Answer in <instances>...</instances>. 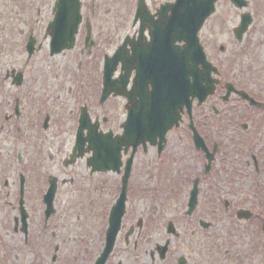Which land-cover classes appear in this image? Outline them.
<instances>
[{
    "label": "flooded vegetation",
    "instance_id": "obj_1",
    "mask_svg": "<svg viewBox=\"0 0 264 264\" xmlns=\"http://www.w3.org/2000/svg\"><path fill=\"white\" fill-rule=\"evenodd\" d=\"M13 1L12 17L0 21V28L12 26L2 46L10 38L22 46L24 57L20 54L0 71V188L12 185L18 210L23 176L27 211L32 184L40 189L41 205L49 186H55L51 217L56 232L48 236L55 239V252L69 254L71 264H264L263 213L237 208L220 189L216 193L220 181L229 184L219 166L226 116L234 124L231 145L236 147L242 139L238 128L247 132L255 125L253 119L264 115L263 100L241 85L240 76L250 67L238 61L251 46L246 39L251 26L237 36L240 14L231 0H214L213 13L196 35L206 60L219 72L212 75L219 79L213 95L200 105L197 99L191 102L193 126L203 141L200 150L192 140L186 106L175 110L178 125L168 128L174 113L163 101L161 123L151 131L145 127L158 112L154 90L160 88L162 99L168 89L175 47L183 53L191 38L190 8L199 0ZM51 44L74 48L51 55ZM41 52L47 65L31 69V59ZM69 53L74 54L64 80L53 61ZM51 67L58 75L52 81L47 80ZM113 67L112 87L119 92L102 98L104 75ZM227 74L233 79L226 80ZM227 83L263 105L250 106L236 93L223 102ZM80 120L96 128L94 136L89 134L93 129L83 132L87 142L78 149ZM177 130L183 135H176ZM46 137H54L52 147L42 144ZM89 137L101 138L102 144L89 142ZM122 137L132 142L124 139L112 167L106 168V160L94 166L100 170L93 169L95 153L102 148L109 156L110 141ZM252 140H246L248 150L240 151L259 172L264 163L249 150ZM178 150L193 153V164L174 167ZM81 151L80 159L71 160ZM78 165L84 166L86 177L76 179ZM35 170L39 175L34 176ZM123 186L122 207L111 214ZM238 210L251 214L238 218ZM47 225L43 220L44 230L38 232L46 234Z\"/></svg>",
    "mask_w": 264,
    "mask_h": 264
},
{
    "label": "rangeland",
    "instance_id": "obj_2",
    "mask_svg": "<svg viewBox=\"0 0 264 264\" xmlns=\"http://www.w3.org/2000/svg\"><path fill=\"white\" fill-rule=\"evenodd\" d=\"M15 1L18 2V0ZM248 1V8H246V10H242V12L247 11L253 17L251 29L246 37L251 46L248 48L245 57H241L239 59L238 64L242 65L243 63H246V65L250 67V71L242 73L240 79L243 83L241 85H246L250 91L258 95L260 100L264 101V0ZM13 5V0H0V21H2V19L9 18V14L12 17L11 9ZM13 9H15L14 6ZM240 13L241 12L238 14ZM11 27L12 26L9 25L5 29L3 27L0 28V31L2 30L3 34V36H0V71L3 70L5 65H7V67L12 65L17 59L20 58V54H22L24 57L22 46L18 43L14 44L11 42L10 38V43L7 44L8 46H2V40L5 42V35L9 36V29L10 33L12 31ZM11 53L13 56L10 57ZM42 54L43 52L36 54L34 58L31 59V69H33V66L35 65L34 67L36 70H42V68L47 65L43 60ZM73 54L74 53H69L65 57H58L55 59L53 63L57 64L56 68L60 71V75H56L53 67H51L53 72L50 74V78L48 77L47 80L50 79L52 81L54 76H58L59 78L61 74L65 80L64 71L67 67H69L68 65L70 64V57ZM247 73H249V76ZM230 76L231 75L227 74L225 79H231L232 77ZM229 108L231 107L227 106L225 110L227 111ZM228 111H231V109ZM241 120L245 121V119ZM228 121H232L229 117V114L226 116L224 122V125L227 123L228 127L222 129L221 131V138L223 142V149L221 153L223 155H220L219 158H224V160L220 159L219 166L226 174L227 182H229V184L219 180L220 182L217 186L216 193L220 189L218 193H221L223 198L232 200L237 208H244L248 206L250 209H254L257 213H264V169L256 172L252 165H247L244 153L240 151L241 147H244L243 151L248 150L245 148V143L248 138L251 139L252 137L253 143L252 145H249V150L255 154H258L257 156H259V158L263 160L264 163V115L261 117L258 116L255 120V126H253L247 132H243L238 128V132L241 135L239 137H242V139L240 144L236 147H232L231 145V139L233 138L232 127L234 124L231 123L229 125ZM257 121H259L258 126L256 124ZM245 122H247V119ZM175 134L183 135L181 130H177ZM53 138L54 137L44 138L42 144L46 147H52L53 144L51 141ZM180 152L183 154L182 158L179 157ZM192 155L193 153L191 152L187 153L185 150H178L173 155L174 167L178 165H192L194 162V157ZM77 169L78 172L76 179L80 177H86V174L83 171V165H78ZM49 172L51 173V170ZM36 175H39L38 171L35 172L34 176ZM83 181L84 180L82 179L80 183H83ZM31 186L32 189L29 190V200L26 206L29 216V236L27 237L26 241L27 245L24 244L25 239L19 232L20 225H18L16 232L12 230L13 219L18 217L17 200L14 188H11L12 185L7 189L0 188V264H71L69 254L64 255L60 253L57 258L53 259L52 254H54L53 247L55 239L47 238L43 247L37 241L38 229L43 220V206L40 203V189L36 187L34 188V184ZM92 197L97 198L95 194ZM110 197H112V195ZM1 198H5V200L3 199L4 201H2ZM60 199L61 198L59 197L57 200L58 203ZM49 231H52V233L53 231L56 232V227L52 226L51 230Z\"/></svg>",
    "mask_w": 264,
    "mask_h": 264
},
{
    "label": "water",
    "instance_id": "obj_3",
    "mask_svg": "<svg viewBox=\"0 0 264 264\" xmlns=\"http://www.w3.org/2000/svg\"><path fill=\"white\" fill-rule=\"evenodd\" d=\"M212 1L214 2V0H200L199 6H192L190 9V33H191V40L193 42L189 43L188 46L186 47V50L189 51V58L185 61L182 60H178L175 59L173 62V72L171 73L169 71V75H168V89L165 90L164 92V96L161 99V90L160 88H156L155 90V105L157 108L160 107V101H165L167 103V110H172L174 111L177 106L183 104V103H188V98H194L197 97L199 99V102L202 101V99L207 96L208 94L211 93V91L213 90V80L210 78L209 76V71L211 70L210 66L208 65L207 62H205L202 57H192V52L193 50L196 48V40L194 38V34L196 33L197 29L199 28V26L201 25V23L203 22V20L205 19V17H207L211 12H212ZM203 5V6H202ZM238 6H241L240 4ZM203 8H205L206 10L203 11ZM242 22H241V29L240 34L243 33L245 31V29L247 28V26L250 24L251 20L250 17L248 15H244L242 18ZM193 38V39H192ZM63 46V45H61ZM66 48H70L65 46ZM64 48V47H62ZM197 58V59H194ZM201 64L202 65V71H197V65ZM190 76L191 80L188 82V77ZM171 81H173V84L171 85ZM113 91L116 93H118L119 91L117 89H115L114 87H112ZM107 89V88H106ZM110 92V90H109ZM229 93H227L228 96ZM179 108V107H178ZM173 120L177 119V115L175 114V112H173ZM160 114L157 113V115H155V119L156 121H154V123L151 125V127H157L158 124H160ZM171 125V124H170ZM170 125H168V128L170 127ZM151 127L149 126L148 129L151 130ZM91 131V130H90ZM195 133V132H194ZM89 134H95V130L93 129V132H90ZM163 134V133H162ZM92 136V137H93ZM89 137L88 141L92 142L94 141V143L98 144H102V139L101 138H92ZM124 137H128L127 135H125ZM126 139L129 143H131L132 141H129L130 139L127 138H123L119 139L116 138L115 142L110 141L109 146L111 148V151L109 154V156L104 155L103 154V149L100 148V150H98L95 155H96V161L97 163H95L94 166L101 164H105V161L108 160V164L106 168H111L112 167V160L114 158V155H117L118 149L121 147L122 144H124ZM194 140H197V135L194 134ZM114 150V151H113ZM104 166V165H103ZM97 168L100 169V167L97 166ZM52 191L54 192V187L52 186ZM51 194V193H50ZM51 196V195H50ZM123 201V195L121 196V199L119 201V204H121ZM49 206V205H48ZM51 212V209L49 208V210L46 212V214L48 215ZM25 221V215H22V222Z\"/></svg>",
    "mask_w": 264,
    "mask_h": 264
},
{
    "label": "snow or ice",
    "instance_id": "obj_4",
    "mask_svg": "<svg viewBox=\"0 0 264 264\" xmlns=\"http://www.w3.org/2000/svg\"><path fill=\"white\" fill-rule=\"evenodd\" d=\"M77 23L79 22V18L77 17V21H76ZM115 69H114V67L112 68V69H110V71H114ZM147 90V89H146Z\"/></svg>",
    "mask_w": 264,
    "mask_h": 264
}]
</instances>
